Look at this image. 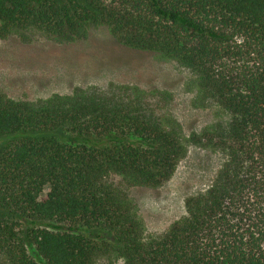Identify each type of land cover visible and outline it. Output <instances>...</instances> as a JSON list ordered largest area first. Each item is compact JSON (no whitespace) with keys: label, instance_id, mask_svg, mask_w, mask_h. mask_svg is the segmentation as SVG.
Listing matches in <instances>:
<instances>
[{"label":"trees","instance_id":"16d2710c","mask_svg":"<svg viewBox=\"0 0 264 264\" xmlns=\"http://www.w3.org/2000/svg\"><path fill=\"white\" fill-rule=\"evenodd\" d=\"M92 26L187 70L211 121L184 134L135 85L0 91V264H264V0H0V39ZM190 147L219 167L146 235L129 191L165 184Z\"/></svg>","mask_w":264,"mask_h":264},{"label":"rangeland","instance_id":"374dc122","mask_svg":"<svg viewBox=\"0 0 264 264\" xmlns=\"http://www.w3.org/2000/svg\"><path fill=\"white\" fill-rule=\"evenodd\" d=\"M26 39L15 35L0 39V91L10 99L37 101L53 94L68 95L76 88L135 85L152 93L151 109L167 110L184 134L211 121L209 110L192 104L193 78L187 70L124 48L103 26L89 27L82 38L68 43L39 31ZM220 161L212 152L190 147L165 184L155 189L131 188L146 235L162 234L179 218L184 199L209 184Z\"/></svg>","mask_w":264,"mask_h":264}]
</instances>
